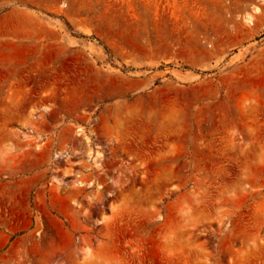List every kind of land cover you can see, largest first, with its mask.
<instances>
[{"label":"rangeland","instance_id":"obj_1","mask_svg":"<svg viewBox=\"0 0 264 264\" xmlns=\"http://www.w3.org/2000/svg\"><path fill=\"white\" fill-rule=\"evenodd\" d=\"M0 264H264V0H0Z\"/></svg>","mask_w":264,"mask_h":264}]
</instances>
